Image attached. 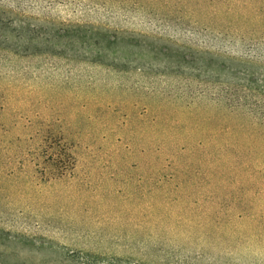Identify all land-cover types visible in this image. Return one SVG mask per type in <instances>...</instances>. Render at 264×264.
I'll use <instances>...</instances> for the list:
<instances>
[{
    "label": "rangeland",
    "instance_id": "374dc122",
    "mask_svg": "<svg viewBox=\"0 0 264 264\" xmlns=\"http://www.w3.org/2000/svg\"><path fill=\"white\" fill-rule=\"evenodd\" d=\"M0 264H264V0H0Z\"/></svg>",
    "mask_w": 264,
    "mask_h": 264
}]
</instances>
